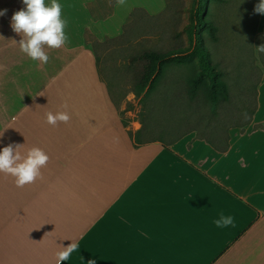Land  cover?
Instances as JSON below:
<instances>
[{"label":"crops","instance_id":"0c3cea01","mask_svg":"<svg viewBox=\"0 0 264 264\" xmlns=\"http://www.w3.org/2000/svg\"><path fill=\"white\" fill-rule=\"evenodd\" d=\"M58 2L67 42L44 45L42 64L11 27L22 0H0V149L50 157L23 187L0 173V264H57L71 239L80 248L64 264H264V75L252 121L225 134L227 150L195 132L136 145L129 130L142 126L123 125L86 32L117 37L136 8L162 15L167 0H118L103 17L109 0ZM60 110L71 120L49 125L47 113ZM221 213L234 226L217 228Z\"/></svg>","mask_w":264,"mask_h":264},{"label":"trees","instance_id":"16d2710c","mask_svg":"<svg viewBox=\"0 0 264 264\" xmlns=\"http://www.w3.org/2000/svg\"><path fill=\"white\" fill-rule=\"evenodd\" d=\"M109 1L110 7L107 12L102 16L98 15V17L112 13L118 0ZM186 9L187 2L185 0H178L174 10L172 0H167V12L182 13ZM201 13L199 12V15ZM203 13L208 17L211 16L207 6L203 8ZM199 15L196 14L197 19L200 21L199 25L208 30L212 40L217 41L218 30L216 25L212 21L209 22L203 19L202 16L199 17ZM144 17L158 18L160 15L151 16L144 9L136 8L124 25L123 33L117 37H108L104 41L99 40L87 30L86 42L96 53L97 65L103 78L101 49L109 47L110 49H117L123 45L120 44L121 42H131L132 36L139 30V23ZM184 28L190 37L189 45L173 48H167L164 45L158 48H141L132 53L129 58L128 69L132 73V82L128 91L134 92L136 97L140 99L143 116V119H141L142 128L135 133L129 130V133L135 138L136 145H141L152 139H159L168 144L179 140L191 130H197L198 137L206 139L217 149L225 151L229 148V138L225 137L229 128L241 127L245 129L252 121L258 107L259 82L255 85L254 100L252 102L246 100L245 96L241 97L240 102L236 100V102H233L234 98L229 79L230 72L222 67V63L212 62L208 58L207 51L210 50H208L205 35L200 34L194 40L193 26L185 24ZM261 35L264 37V34ZM181 36L182 34L179 32L174 34L175 38ZM187 55L189 57H186ZM261 55L264 56V54ZM242 87L245 88L246 86L242 85ZM109 90L120 111V103L117 102L110 85ZM172 101H174L175 107H178L177 103H180V106L189 108L197 118L196 121L192 118L190 123H197L198 128H174L175 126L172 127L168 124L163 125L164 120H167L168 115L171 114L169 110L172 107ZM162 106H167V108H162ZM159 111L165 112L166 118L163 121H157L156 119ZM231 117L235 118L236 122L231 126H227ZM198 119L201 121L199 122ZM121 120L123 125L128 127V120L124 117H121ZM160 124L162 125L160 126ZM153 128L163 131V135L157 136V133H152Z\"/></svg>","mask_w":264,"mask_h":264},{"label":"rangeland","instance_id":"374dc122","mask_svg":"<svg viewBox=\"0 0 264 264\" xmlns=\"http://www.w3.org/2000/svg\"><path fill=\"white\" fill-rule=\"evenodd\" d=\"M177 1L172 0L173 10ZM185 1L187 2V9L182 13L166 11L158 18L144 17L139 23V30L132 36L131 42L124 41V43H120L123 45L117 49H110L109 47L107 49L102 48L100 51L103 57L101 63L103 76L113 89L117 102L120 103V114L121 117L128 120V128H140L142 126L141 119H143L140 99L136 97L134 92L128 91L132 82V73L128 69L129 58L132 53L141 48H158L163 45L167 48H173L189 45L190 37L184 28L185 24L193 26L194 40L200 34L205 35L206 44L210 50L207 51L208 58L212 62L222 63V67L230 72L229 79L233 102L235 100L240 102L242 96H245V99L250 100V102L254 100L255 85L264 75V70L257 67L255 56V47L264 43V37L258 32L259 13L254 11L259 0ZM206 6L211 14L210 17L203 13V8ZM199 12L202 13L199 15ZM196 14L216 25L218 30L217 41L212 40L208 30L199 25L200 21ZM176 32L181 33L182 36L175 38ZM242 85L246 87L244 88ZM177 105L178 107H175L174 101H172V107L169 110L171 114H167L169 117L167 120H164L166 118L165 112L159 111L156 116L157 121L164 120L163 125L168 124L172 127L175 126L174 128H198L197 123H190L192 118L195 121L197 118L189 108L180 106V103ZM162 108H167V106H162ZM198 121L201 120L198 119ZM178 122L180 123L178 124ZM234 122H236L235 118L231 117L227 126H231ZM153 131L152 133H157V136L163 135V131L157 128H153ZM192 132L198 133L197 130H191L186 134Z\"/></svg>","mask_w":264,"mask_h":264},{"label":"clouds","instance_id":"9594fccd","mask_svg":"<svg viewBox=\"0 0 264 264\" xmlns=\"http://www.w3.org/2000/svg\"><path fill=\"white\" fill-rule=\"evenodd\" d=\"M25 7L14 12L11 17V27L16 33H23L27 39L19 42L20 50L31 60L46 64L49 56L44 48H61L67 42L65 32L67 21L62 18V5L58 0H22ZM254 11L264 15V0H259ZM8 9H0V17H4ZM264 43L255 47L256 64L264 70ZM71 120L68 111H56L47 113V123L57 126L58 123L67 124ZM3 132L0 133V137ZM22 145L9 143L0 149V173L10 175L15 178L17 187L34 183L42 177V169L47 165L50 157L40 147H32L23 152ZM217 228L234 226V217L220 214L214 220ZM71 243L63 247L57 253V264H64L69 261L74 252L80 248L78 240L71 239ZM87 264H97L96 259H90Z\"/></svg>","mask_w":264,"mask_h":264}]
</instances>
